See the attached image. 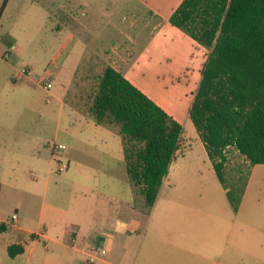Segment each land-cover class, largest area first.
Returning <instances> with one entry per match:
<instances>
[{"label":"crops","instance_id":"obj_1","mask_svg":"<svg viewBox=\"0 0 264 264\" xmlns=\"http://www.w3.org/2000/svg\"><path fill=\"white\" fill-rule=\"evenodd\" d=\"M26 1L22 16L55 18L50 31L54 33L56 50L49 64L54 68L55 79L52 89L44 88L38 82L39 77L45 78L36 73L38 64L21 48L19 36L11 35L10 48L0 55V264H127L134 257L137 264L140 256L143 257L141 264H238L247 254L252 256L238 245L229 244L234 233L213 236L217 242L214 251L207 250V235L202 234L156 235L153 241H166L167 249L146 245L147 240L142 239L136 256L128 251L130 235L141 224L145 200L136 205V200L143 195L137 197L138 192L130 181L121 136L98 125L85 113L91 84L80 95L71 90L80 77L84 58L74 57L69 50L88 49L92 42L104 48L112 25L111 16L99 15L87 0ZM138 1L152 8L148 13L153 18L160 19L154 29L155 37L134 62L132 70L126 71V64L136 54L134 51L131 54L115 51L105 54L103 59L183 124L181 116L186 117L187 110L148 93L137 82V72L144 62L162 87L169 76L174 77L172 73H185L188 78L197 74L193 87L177 85L171 90L178 91L192 104L206 63V49L170 23L171 15L184 0ZM10 2L7 0V7ZM33 37L26 43L28 48L33 46ZM129 42L132 44L126 37L121 47ZM137 46L138 42L134 41L129 48L133 50ZM41 47L40 50L47 46ZM181 61L184 68L177 71L175 65ZM167 63H170L169 71L162 69ZM96 65H91L90 72ZM24 68H31L33 75L23 76ZM91 77L85 79L91 80ZM41 90L47 94L46 98H42ZM184 140L185 137L183 149L187 147L183 145ZM55 144L67 146L61 156L69 167L62 177L56 173L52 148ZM255 166L251 165L252 172ZM171 168L150 215L155 213L161 192L171 181ZM31 172L37 177L32 178ZM252 172L248 174L236 214L244 206ZM12 205L20 215L19 225L8 223L11 215L7 209ZM126 210L129 220L124 216ZM111 223L115 224L117 234L107 229ZM190 242H197V245L193 243L194 249L189 247ZM11 246L22 251L12 257ZM100 249H105L107 254H101ZM254 257L262 255L256 253Z\"/></svg>","mask_w":264,"mask_h":264},{"label":"trees","instance_id":"obj_2","mask_svg":"<svg viewBox=\"0 0 264 264\" xmlns=\"http://www.w3.org/2000/svg\"><path fill=\"white\" fill-rule=\"evenodd\" d=\"M170 23L209 50L189 117L237 213L246 182L229 183L227 150L264 164V0H184ZM91 81L85 113L121 136L130 181L150 213L184 126L110 65ZM21 251L9 248L12 257Z\"/></svg>","mask_w":264,"mask_h":264},{"label":"rangeland","instance_id":"obj_3","mask_svg":"<svg viewBox=\"0 0 264 264\" xmlns=\"http://www.w3.org/2000/svg\"><path fill=\"white\" fill-rule=\"evenodd\" d=\"M43 1L51 2L50 0ZM87 1L90 2L91 9L98 12L99 15L108 13L111 16L110 20L112 21V25L108 29V37L104 40V48L98 46L100 43L92 42L88 49L71 48L69 50V53L74 55V57L77 55L84 58L79 70L80 77L75 80L74 86L71 88L75 95L83 94V91L86 92L89 84H94L91 81L93 76L102 71L108 63V61L103 59L105 54H113L115 51H125V53L131 54L134 51L136 54L126 64V71L132 70L134 68V62L141 57L152 38L155 37L154 29L160 21V19L153 18L148 13L152 8L144 4L143 1ZM5 2L6 0H0V14ZM25 3H28V1L11 0L9 7L6 6L2 12L0 19V55L5 49L10 48L11 35H17L21 39V48H24L30 54V58L38 64L36 73L45 76L47 81L54 82L55 75L53 76V73L55 71L49 64L54 59L56 50L54 48V33L50 31V27H54L55 18L53 16L49 18L44 15L24 17L22 13ZM32 35H34L33 46L28 48L26 43ZM126 37L132 41V44H134V41H137L138 46L131 50L129 47L132 44L129 42L127 46L124 45L122 48L121 43L123 40L126 41ZM42 45H46V49L40 50ZM204 51L207 60L209 50L206 49ZM95 64L97 65L90 72L89 68ZM175 68L177 71L184 68L182 61L177 62ZM162 69L169 71L170 63L163 64ZM172 74L174 77L169 76L163 82L164 86L162 87L154 78L153 72L150 71V68L144 62L141 65V71L137 72V82L148 93L154 97L157 96L158 98L165 99L170 105L183 108L184 111L187 110L188 115L186 117L181 116L183 121L182 125L184 126V137L186 138L183 145H187V147H185L186 149L184 148L185 150L181 148L176 160L173 162L170 175L171 181L163 188L155 213L150 215L146 212V209L144 210L140 226L137 225L133 234L130 235L132 240L128 251L136 256L140 249L138 242L142 239L147 240L146 245L153 244L157 245L161 250L167 249L166 241L155 242L153 239H155L156 235L167 236L176 234L207 235V250L214 251L217 242L213 236L234 233L233 239H229V244L238 245L240 249H245L253 254L252 256L247 254V257L243 261L240 260L238 264H264V261H258L261 258L264 259V165L255 166L252 172L251 164L247 162V159L243 155L238 153L234 148L227 150L229 163L227 165L226 176L229 183L244 179L247 185L248 174L249 172L253 173L244 206L241 212L236 214L229 204L225 189L216 176L208 152L200 141L192 120L189 117L192 106L191 102L186 101L178 91L171 92L177 85H182L188 89L193 87L196 83L197 74L189 78L184 75L185 73L179 75ZM89 75L92 76L91 80L85 79ZM176 78H179V80ZM53 82L52 84L54 85ZM40 92L42 98H46L47 94L45 91L41 90ZM66 172L60 174L61 177ZM60 175L57 174L58 177ZM137 194V197L142 196L140 190ZM140 198L136 200L137 206L140 204V200H144L143 197L142 199ZM7 211L12 215L15 211L14 206H10ZM124 216L128 220L130 219L128 210H126ZM123 218L125 219V217ZM107 229L111 234H117L118 232L113 223ZM235 235L239 237L237 236V239H235ZM193 243L197 245V242H190L189 247L191 249L195 248ZM145 250L146 247L142 249L143 252ZM256 253L261 254L262 257H254ZM142 259L143 257L140 256V261L137 264H141ZM127 264H136L135 257Z\"/></svg>","mask_w":264,"mask_h":264},{"label":"built area","instance_id":"obj_4","mask_svg":"<svg viewBox=\"0 0 264 264\" xmlns=\"http://www.w3.org/2000/svg\"><path fill=\"white\" fill-rule=\"evenodd\" d=\"M21 74L23 76H32L33 75V71L31 68H24L21 72ZM38 82L44 86V88L50 90L53 88V84L52 82L47 81L44 77H39L38 78ZM53 148V152H54V157H55V163H56V173L58 175L63 174L64 172H66L68 170V163H66L63 159V157L61 156L62 153L67 149V146L64 144H55L52 146ZM31 177L32 178H36L37 175L33 172H31ZM9 224L12 225H19L20 223V215L18 212H14L8 221ZM101 254L106 255L107 251L105 249H100L98 250Z\"/></svg>","mask_w":264,"mask_h":264}]
</instances>
